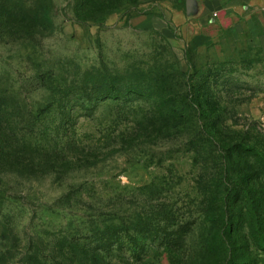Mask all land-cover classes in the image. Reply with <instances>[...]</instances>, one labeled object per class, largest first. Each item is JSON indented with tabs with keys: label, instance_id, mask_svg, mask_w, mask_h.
<instances>
[{
	"label": "rangeland",
	"instance_id": "rangeland-1",
	"mask_svg": "<svg viewBox=\"0 0 264 264\" xmlns=\"http://www.w3.org/2000/svg\"><path fill=\"white\" fill-rule=\"evenodd\" d=\"M78 1L0 0L2 21L18 7L29 27L0 32V112L27 141L0 165V264H264L254 223L264 197L253 192L258 219L236 209L231 234L224 201L239 182L264 193V159L251 171L211 143L192 146L196 131L146 132L139 122L158 117L135 96L87 105L94 75L113 82L141 67L217 105L224 139L264 155V0H237L236 11L232 0H197L190 15L186 0H92L83 21ZM42 7L53 21L43 35L32 28ZM19 156L29 162L15 165Z\"/></svg>",
	"mask_w": 264,
	"mask_h": 264
},
{
	"label": "trees",
	"instance_id": "trees-1",
	"mask_svg": "<svg viewBox=\"0 0 264 264\" xmlns=\"http://www.w3.org/2000/svg\"><path fill=\"white\" fill-rule=\"evenodd\" d=\"M92 0H79L77 7H76V16L79 20H87L85 17L86 11H90L92 9V3H90ZM51 7V2H50ZM50 7H42L41 9H36L35 15L39 17L40 15L43 17V19L36 21V24L32 26L35 33L38 34H46L51 33L53 30V21L51 17V8ZM117 9V6L111 7L106 9V13H111ZM7 12L11 13L10 17L12 18V23L9 24L8 22H4L0 19V32H6L9 28L20 31L21 29H27L29 28L26 24H23L21 21L18 20L20 13L22 10L17 8L6 9ZM158 64V62H156ZM157 71H159L157 69ZM101 73V70L99 69H92L91 71L86 72V75H91L94 73ZM129 76L127 78H124L122 80H113L115 81H121L123 82L124 86L117 88V86L112 85V81H109L108 78L102 74L94 75L96 79L90 80L91 82V90H89V96L87 98L88 106H92L94 104V107L98 106L100 102L106 101V100H118L124 96L125 99L130 98L131 96H135L136 98L144 99V101H150L149 105H151V109L155 111L154 113L158 118H145L144 120L140 121L142 129L146 132H149L151 130L157 129L159 123L161 124V128H169V129H190L194 132V137L192 138L193 141L190 143L192 146L194 145H200L203 148L206 146H209L211 143L212 145H215L217 147L222 148L226 155V162L227 164H232L239 162L242 165H249L251 171H254L256 168H259V170L262 169V160L264 159V155L259 151L255 150L256 148H252V150H244L243 152L241 150V146L238 144H231L229 141H226L224 139V131H227L229 128L225 125V122L221 118H213L211 117V113L213 112V109H218L217 105H212L211 102L201 100L199 96L195 97L194 100H192L189 95H185L183 93V89L178 91H173L171 88L174 85H166L168 81L166 80L165 76L163 74L158 73H152L149 70H144L143 68H131L128 73ZM149 80V84L147 82ZM163 83H162V82ZM86 84H89L86 82ZM193 87V86H192ZM93 90H95L93 94ZM81 91L80 98L86 97L85 92L86 89L78 88L76 90ZM161 93H166L169 95H175L177 98L168 100L165 96H158ZM153 94V95H152ZM141 96V97H139ZM80 100V99H78ZM84 109L86 106L80 105L79 108ZM88 108V107H87ZM87 110V109H86ZM9 111V110H8ZM6 111L4 116L0 112V165H5L8 162H11L10 159L12 158L13 150H16L20 148L23 145L27 144L26 138L19 136L16 132L10 133L8 130H13L14 128V122L12 113ZM203 115L202 118L200 116L195 119V113ZM210 112V113H209ZM158 113V114H157ZM194 113V114H193ZM13 122V123H12ZM6 123V124H4ZM166 125V127L164 126ZM184 127V128H183ZM187 127V128H185ZM211 135V136H209ZM209 138V139H208ZM208 139V140H207ZM212 139V140H211ZM31 143V142H29ZM58 147V144L56 146V149ZM221 149H218L220 151ZM242 151V152H240ZM54 154V153H52ZM18 162L15 163L17 166H21L26 164V162H29V160L22 158L21 156L18 157ZM49 162L48 166L55 167L52 164L53 163H59L61 158L58 156V152L56 156L49 155ZM225 159V158H224ZM52 161V162H51ZM226 162L224 160V166L226 165ZM52 163V164H51ZM251 163H253L251 165ZM262 171V170H261ZM264 171V168H263ZM245 176H241V179H243ZM238 186L234 189H229V192L225 194L224 201H226L225 207L231 208L233 207L232 214L230 218V222L228 223L229 227L227 231L230 233L232 230H237L240 226V222L237 219V211L236 209H240V211H247V213L243 214V217H246L248 214V211L252 213L253 217L255 219L259 218V202L255 201V196L253 195H260L261 197H264V193L259 190L257 191L256 186V180L248 181L246 183H237ZM260 186V183H259ZM261 188V187H260ZM264 189V188H262ZM228 191V189H227ZM255 192V193H253ZM264 201V200H263ZM263 215V214H262ZM219 216V214H218ZM226 216V212L224 214V217ZM223 217V219H224ZM263 217V216H262ZM142 219V218H141ZM137 226H146V222L138 220ZM255 225L262 229L264 228V218L260 220H255ZM116 231L123 232V227L119 229H115ZM231 234V233H230ZM95 253L98 252V250L94 251ZM58 264V263H57Z\"/></svg>",
	"mask_w": 264,
	"mask_h": 264
},
{
	"label": "water",
	"instance_id": "water-1",
	"mask_svg": "<svg viewBox=\"0 0 264 264\" xmlns=\"http://www.w3.org/2000/svg\"><path fill=\"white\" fill-rule=\"evenodd\" d=\"M198 2L197 0H186V9H187V13L190 14H194L198 12V8H197Z\"/></svg>",
	"mask_w": 264,
	"mask_h": 264
},
{
	"label": "crops",
	"instance_id": "crops-1",
	"mask_svg": "<svg viewBox=\"0 0 264 264\" xmlns=\"http://www.w3.org/2000/svg\"><path fill=\"white\" fill-rule=\"evenodd\" d=\"M238 3H239V2H237V0H232V1H231V4L228 5V10H229V9H232V10L234 9V10L236 11V10H237L236 7H237Z\"/></svg>",
	"mask_w": 264,
	"mask_h": 264
}]
</instances>
